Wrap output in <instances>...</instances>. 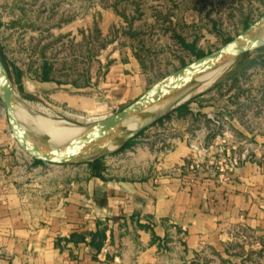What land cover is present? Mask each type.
<instances>
[{
	"label": "crops",
	"instance_id": "obj_1",
	"mask_svg": "<svg viewBox=\"0 0 264 264\" xmlns=\"http://www.w3.org/2000/svg\"><path fill=\"white\" fill-rule=\"evenodd\" d=\"M226 81L192 103V114L174 112L153 126L166 133L174 127L164 142L121 150L105 169L91 167L80 178L56 171L59 181L44 192L0 191V264H264V108L248 106L246 92L232 97L245 110L228 114L214 102ZM216 119L246 154L225 175L206 169L212 150L191 169L192 147L208 149ZM6 131L0 120V146L12 149L13 142H2ZM134 152L139 176L112 164ZM239 228L255 240L242 244Z\"/></svg>",
	"mask_w": 264,
	"mask_h": 264
},
{
	"label": "rangeland",
	"instance_id": "obj_2",
	"mask_svg": "<svg viewBox=\"0 0 264 264\" xmlns=\"http://www.w3.org/2000/svg\"><path fill=\"white\" fill-rule=\"evenodd\" d=\"M263 16L264 0H0V54L21 100L34 113L87 127L115 115L197 60L196 53L209 55L222 48ZM262 56L264 44L221 68L224 72L211 88L243 76L237 79V91H229L233 83H228L217 93V106H225L228 114L235 110L231 107L244 111L243 103L232 97L247 92L248 106L264 108V68L251 65ZM45 71L48 81L43 80ZM204 93L192 97L189 106ZM0 120L7 126L2 142H13L12 149L0 146L2 192H44L59 181L52 177L56 171L61 170L62 178L70 172L83 177L91 167L105 169L123 148L113 146L105 152L111 154L88 164L48 165L19 147L1 100ZM172 129L166 133L150 127L124 150L164 142ZM112 164L134 171V176L143 173L141 155L135 152Z\"/></svg>",
	"mask_w": 264,
	"mask_h": 264
},
{
	"label": "water",
	"instance_id": "obj_3",
	"mask_svg": "<svg viewBox=\"0 0 264 264\" xmlns=\"http://www.w3.org/2000/svg\"><path fill=\"white\" fill-rule=\"evenodd\" d=\"M261 33H264V16L222 48L193 61L191 64L186 65L154 84L137 100L115 115L83 127L84 131L77 138L70 141L51 142L41 140L24 127L19 108L21 98L13 85L6 65L2 61L1 54L0 100L6 108L9 126L14 139L26 154L48 165L69 166L88 164L105 155L111 154L105 153V150L131 124L141 120L145 116L147 108L162 98L173 96L195 85L213 73L222 64L240 58V53L244 46ZM189 101L191 99L137 130L121 147L127 142L134 140L141 132L153 126L167 114L174 112Z\"/></svg>",
	"mask_w": 264,
	"mask_h": 264
},
{
	"label": "bare ground",
	"instance_id": "obj_4",
	"mask_svg": "<svg viewBox=\"0 0 264 264\" xmlns=\"http://www.w3.org/2000/svg\"><path fill=\"white\" fill-rule=\"evenodd\" d=\"M262 44H264V33L259 34L248 44H246L240 55L248 49ZM229 62L230 61L222 64L213 73L203 78L195 85L173 96H168L158 100L155 105L147 108L144 116L145 118L143 117L137 123L131 124L129 128H127L114 140V142L105 150V152L113 146L121 147L126 142V140L133 136L140 128L150 124L160 116L166 114L169 110L183 104L192 97L208 91L211 88V85L224 72V69L221 68ZM19 108L24 127L41 140H48L51 142H66L77 138L84 131L83 127L77 126L70 122L64 120H55L53 118L34 113L29 103L25 100L20 101Z\"/></svg>",
	"mask_w": 264,
	"mask_h": 264
},
{
	"label": "built area",
	"instance_id": "obj_5",
	"mask_svg": "<svg viewBox=\"0 0 264 264\" xmlns=\"http://www.w3.org/2000/svg\"><path fill=\"white\" fill-rule=\"evenodd\" d=\"M214 126L216 127L218 133L210 143L208 149L202 145V143L193 146V152L197 155L196 162L193 163L191 169L199 167L204 161L202 160L203 154L212 150L214 154L210 157L206 169L211 173H219L225 175L228 172L235 171L241 164L242 161L246 159V154H240L238 152V147L233 142V136L226 129V124L220 120H214ZM236 239H238L242 244L252 243L255 238L254 235L244 229L236 230ZM109 252L108 247H104L98 258L101 261L106 260V256Z\"/></svg>",
	"mask_w": 264,
	"mask_h": 264
},
{
	"label": "trees",
	"instance_id": "obj_6",
	"mask_svg": "<svg viewBox=\"0 0 264 264\" xmlns=\"http://www.w3.org/2000/svg\"><path fill=\"white\" fill-rule=\"evenodd\" d=\"M196 56H197V59H199V58L204 57L205 55H204L203 53H196ZM254 64H260L261 67L264 68V56H262L259 60H255V61H253L251 65H254ZM240 76L242 77V76H243V73H241V74H237V75L235 76V77H237L236 79H235L234 77L229 78V79L223 84V86H225L226 84L228 85V83H229V84L233 83V87L230 88L231 90H229V91H232V90H236V91H237V89H238V88L236 87V85H237V83H238V80H237V79H239ZM20 77H21V73H20V72H17V78H18L19 80H20ZM43 80H44V81H48V80H50L47 71L44 72ZM190 103H191V102H187V103H185L184 105H182L181 107H179V108H178L177 110H175L174 112H175V113H178V114L181 115V116H184V115L186 116V115H190V114H192L193 112L191 111L190 106H189ZM174 112L167 114L165 117H163V118L160 119L158 122H156L153 126H155L156 124L160 123L164 118L169 117V116L172 115ZM153 126H151V127H153ZM144 131H145V130H144ZM144 131L141 132V133L139 134V136L142 135V133H144ZM217 133H218V131H216V130L213 131L212 134H211V136H210V139L213 140V139L216 137ZM137 137H138V136H137ZM137 137H136V138H137ZM136 138H135V139H136ZM135 139H134V140H135ZM134 140H131V141L127 142V143L123 146V148H121L119 151L124 150V149H125L128 145H130ZM119 151H118V152H119ZM38 162H39V161H38ZM97 163H98L97 161L94 162L95 167L97 166ZM97 235L100 237L101 240H103V235H101V234H97Z\"/></svg>",
	"mask_w": 264,
	"mask_h": 264
}]
</instances>
